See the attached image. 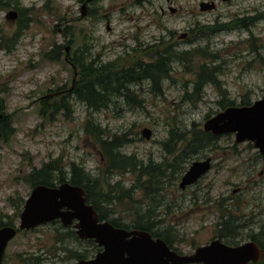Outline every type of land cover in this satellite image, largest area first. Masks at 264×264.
<instances>
[{
    "label": "rangeland",
    "instance_id": "rangeland-1",
    "mask_svg": "<svg viewBox=\"0 0 264 264\" xmlns=\"http://www.w3.org/2000/svg\"><path fill=\"white\" fill-rule=\"evenodd\" d=\"M15 1L26 8V26H19L17 18H6L13 8L0 7V118L6 115L13 127L10 139L0 143L1 223H19L23 205L20 211L17 205L31 191L26 176L54 160L66 174L70 163L82 165L106 191V184L116 181L127 188L136 185L131 173H106L99 145L83 132L91 114L85 104L70 97L69 112L58 110L51 120L39 112L41 99L47 97L53 103L58 101L53 93L72 87L74 53L82 52L102 63L116 60L125 66L137 60L151 61L154 51L169 46L192 53L173 61L169 78L162 82V94L151 92L150 82L144 81L132 86L129 100L115 98L108 107L91 114L106 137L129 140L121 147L123 153L143 162H171L186 144L181 139L166 148L171 130L183 132L192 125L203 130L204 121L222 110L220 101L249 105L264 95V0H13V4ZM202 1H212L215 7L201 10ZM251 17L254 24L242 28L239 20ZM2 36L8 38V47ZM203 63L219 68L220 87L207 84L201 98L195 100L192 85ZM133 98L141 100V105L131 103ZM144 129L150 130L148 138ZM216 144V150L206 151L204 156L194 154L183 163L184 171L196 159L208 155L215 159L198 182L182 191L177 182L172 187L165 181L153 202L156 219L170 232L169 239H175L173 248L183 254L217 236L223 208L244 223L256 199L264 204V174L259 175L264 159L257 158L251 142L236 143L234 134L227 133L219 135ZM135 194L140 201L141 192ZM114 206L116 217L130 219L126 205ZM54 221L19 231L8 243L2 264H30L28 257H38L40 264H73L77 260L73 252L93 256L94 241H59L66 227ZM248 226L245 224L236 240L247 239ZM253 229L260 231L258 225Z\"/></svg>",
    "mask_w": 264,
    "mask_h": 264
},
{
    "label": "trees",
    "instance_id": "trees-1",
    "mask_svg": "<svg viewBox=\"0 0 264 264\" xmlns=\"http://www.w3.org/2000/svg\"><path fill=\"white\" fill-rule=\"evenodd\" d=\"M249 19H246V21L240 19V26L248 29L250 25L254 24L253 17ZM175 49L173 46L162 50L158 49L154 51L153 56L151 55V61L145 62L137 60L128 66L121 65L116 60L102 63L94 58L85 57L82 52H80L81 54L74 53V56L77 57L76 59H72V63L76 70V76L72 87L66 90L63 89L64 87H61L56 91V95L53 98L58 99V101L53 103H49L47 97L41 99L39 112L45 118H50V120L54 118L58 110H65L68 113L70 109L69 98L71 97L85 104L92 114V112L108 107L110 103L115 101V98L122 97L129 100L131 98L132 86L144 81L150 82L151 92L162 94V82L169 78L173 61L181 60L190 53L189 51L188 53L185 51H176ZM209 63H203L199 66L192 85V91L196 98L188 95L189 98L199 100L207 84H215L220 87L219 81L216 78L219 68ZM131 100V103L141 105V100L136 99V101L135 98ZM219 104L222 109L233 105V103L225 104L221 101ZM247 104L242 103L241 105ZM47 110H50L49 114ZM91 114L85 120L83 132L88 138L90 134L94 142L99 145L98 151L106 173L111 174L117 171L120 173H131L136 176V185L127 188L121 181H116L113 184L107 183L105 187L108 189L106 191L97 179H91L89 172L82 165L74 162L70 163L69 172L66 174L55 165L57 160L45 163L40 168L33 169L26 176L25 182L31 188L37 184L53 186L55 183L58 184L65 181L80 185L84 188L86 199L89 203L93 204L100 220H107L115 227L149 231L154 236L163 239L167 245L172 247L175 239H169L168 229L161 226L162 220L156 219L154 209L156 203L153 206V202L156 201L157 197L163 191L162 184L167 180L169 162L155 163L151 160L149 162H143L138 160L133 154L127 155L123 153L121 147L129 140L124 136L117 135L106 137L105 129L95 121ZM11 124V120L7 119L6 115H2L0 118V143L8 141L12 136L13 127ZM187 136L190 139H185ZM215 138L216 136H213L210 132L197 129L194 125L183 132H178V129H172L168 139H166L167 143H164L165 147L167 148L171 144L174 147L176 142L182 139L186 141V144L175 154L179 155L185 147L188 148H186V152L178 156L180 157L178 162L176 161L171 164L173 171L175 173L177 172L180 165L184 163L183 160L187 155L190 158L194 154H199L201 148L214 146ZM135 192H141V200L148 199L145 205L141 204V200L138 201L136 199ZM23 202L22 200L17 205L18 211H20L19 208L23 205ZM114 204L126 205V211L130 214V219L116 217ZM3 225L13 224L12 221L6 223L0 222V226ZM64 229L66 232L61 233L62 237H59V241L68 238H74L80 241L72 227H66ZM225 232L224 230H219V237H228ZM93 246L96 248L95 244ZM72 254L76 259L86 258L84 255L76 252ZM28 258L30 264H40L38 257ZM23 260L25 261L26 258ZM261 260L264 261V254Z\"/></svg>",
    "mask_w": 264,
    "mask_h": 264
},
{
    "label": "water",
    "instance_id": "water-1",
    "mask_svg": "<svg viewBox=\"0 0 264 264\" xmlns=\"http://www.w3.org/2000/svg\"><path fill=\"white\" fill-rule=\"evenodd\" d=\"M84 7L83 4L82 14ZM214 7L212 1L199 4L201 10ZM75 76L76 71L72 83ZM203 130L215 135L233 133L236 142L251 141L264 152V95L249 105H233L218 111L204 121ZM142 133L148 138L150 130L144 129ZM209 166V159L192 162L179 186L194 183ZM18 218L17 225L0 226V264L8 243L19 231L54 220L64 227L72 226L78 238L92 239L102 248L93 257L80 258L73 264H248L259 261L263 255L253 241L232 246L219 239L197 246L190 254H180L147 231L115 227L100 220L93 204L87 201L84 188L68 181L53 186L34 185Z\"/></svg>",
    "mask_w": 264,
    "mask_h": 264
},
{
    "label": "flooded vegetation",
    "instance_id": "flooded-vegetation-1",
    "mask_svg": "<svg viewBox=\"0 0 264 264\" xmlns=\"http://www.w3.org/2000/svg\"><path fill=\"white\" fill-rule=\"evenodd\" d=\"M15 2L16 3L13 4V0H12V3L10 4V3H8V0H0V7H5V8L11 7V8H13V9H10L9 11H7L6 18L9 19V20H15L17 18L18 19L19 26H22V25L26 26L25 22H26L27 19L24 17L26 15V13H25L26 8L20 7L18 1H15ZM81 14H82V8H81ZM19 26L17 28V31L20 30V27ZM184 36H186V35H184ZM1 39H3L6 42L4 44V46L5 47H8V38L4 39L3 36H2ZM67 50L68 49L65 48L66 53H67ZM66 59H67V57H66ZM211 134L213 136H216L215 142H214V146H211V147H208V148H201L199 154L202 153L203 156L206 154V151L216 150V148H217L216 147V145H217L216 144V141H217L219 135H215L213 133H211ZM248 142H251V141H248ZM236 143H240V142H236ZM251 144L255 148L257 158L258 159H264V152H262L259 148L255 147L253 142H251ZM186 148L187 147H185V149H183L182 152L179 155L174 154L173 158L171 159V162H169V168H168V174H167V180H166V184L168 186H172V187H174L175 186V182H177V187L180 190H182V191H185L188 187H190L193 184H195L196 182H198L200 180V178H202L211 169L212 162L215 160V159L212 158L211 155L205 156V157H203L201 159H196V160L209 159V164H210L209 169L205 173H203L199 177V179L197 181H195L192 184L185 185L184 188H181L179 186V183H180V180H181L182 175L188 169V167L192 164V162H194L196 160L192 161L191 164L184 171H183V169H185V168L183 167L184 164L182 163V165H180V168L177 170L176 173L171 168V164L173 162H176V161L178 162L180 160V157H178V156H180L184 152H186L187 149H188V148L187 149ZM188 159H189V156L187 155V157L183 160V162L185 163ZM262 174H264V169H262L259 172V175H262ZM251 183H254V179H253V181ZM237 190H239V188ZM263 205L264 204L262 202H260L258 199H256L255 202H253V204L251 205V207L249 209L248 216L246 217V221L244 223H240L239 222L240 221V217L239 216L238 217L232 216L230 214V211H228L226 208L225 209L223 208V215L221 216V219L222 220H221V222H219L217 224L218 225L217 230H218V233H219V230L226 231L225 234H227L228 237L220 238L219 237V234L217 233V236L215 238H212L210 241H212L214 239H219L220 241L224 242L225 244L232 245V246L239 245V244H242V243L247 242V241H253V242H255L259 246V248L263 251V254H264V238L263 237L260 238V237L257 236L258 234L264 235V217H263L264 216V207H263ZM245 224H246V226H248V225L251 226V227L248 226V229H249L250 233H248L247 239H244V240L242 239L240 241L239 240H236V237L239 236L240 230L245 226ZM255 225H258V227H260V231H258V232H254L253 231L254 230L253 228L255 227ZM128 229H133V228H128ZM144 231H146V230H144ZM147 232H149V231H147ZM150 235L154 239L155 238H158V237L154 236L152 233H150ZM168 235H170V232H169ZM89 240H92V239H89ZM227 240H229L230 242L227 241ZM210 241H208L207 243H209ZM170 248L174 249L173 246L170 247ZM101 249L102 248L99 247V246H97V244H96V248H95V251L93 252V256L97 252L101 251ZM174 250L177 251L176 249H174ZM177 252L180 253V254H183V253H181L179 251H177ZM87 258H89V257H87ZM193 264H195V263H193ZM197 264H201V263H197ZM248 264H264V261H262L260 259L257 262H250Z\"/></svg>",
    "mask_w": 264,
    "mask_h": 264
}]
</instances>
